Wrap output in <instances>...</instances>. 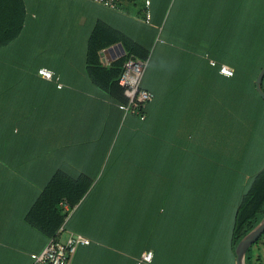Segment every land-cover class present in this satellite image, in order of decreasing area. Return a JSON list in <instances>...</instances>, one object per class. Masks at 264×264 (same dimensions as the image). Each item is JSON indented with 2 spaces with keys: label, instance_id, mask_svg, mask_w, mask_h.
I'll return each instance as SVG.
<instances>
[{
  "label": "crops",
  "instance_id": "crops-1",
  "mask_svg": "<svg viewBox=\"0 0 264 264\" xmlns=\"http://www.w3.org/2000/svg\"><path fill=\"white\" fill-rule=\"evenodd\" d=\"M149 2L151 23L146 24L145 0H119L114 10L92 0H35L32 9L24 0V26L14 40L1 48L0 58V260L32 259L35 264L48 241L27 227L22 217L57 171L71 178L87 175L99 183L119 180L102 171L111 150L116 149L114 139L123 109L85 76V53L97 24L108 26L146 48L162 43L161 30L173 0L165 15L160 0ZM107 49L101 52L104 65L119 59L118 50ZM37 51L56 56L51 61L37 62L29 57ZM12 54L17 55L16 60H12ZM40 68L59 76L62 88L38 76ZM249 143L244 145L250 146V152L244 156L243 165L248 169L243 176H224L217 162L198 161V168L204 171L193 179L197 188L190 195H181L179 189L168 193L170 187L164 184L158 190L155 187L148 190L145 205L138 204V198L134 200L136 213L146 214L147 245L161 247L160 264H235L230 236L235 213L251 175L264 166L259 144ZM68 150L74 154L70 155ZM171 152L163 155L166 161L187 163L185 150ZM176 175H182L179 178L182 180L189 176L183 172ZM156 178L153 177V182ZM174 197L188 198L191 206L187 217L190 222L179 224L178 229L183 230L180 233L173 231L175 227L172 229L171 225L172 215L180 213V209L174 204L169 211L165 207V202ZM106 198L103 191L95 194L94 190L91 198L71 214L66 229L80 234L79 228H85L84 236L96 242L78 248L72 264L99 263L108 251L120 253V246L104 241L105 224L101 226L100 222L106 220L102 215L110 209L105 204ZM169 229L172 231L168 233ZM63 236L65 233L60 235L61 241ZM262 239L257 243L260 246L251 252V264H264ZM8 242L20 249L8 246Z\"/></svg>",
  "mask_w": 264,
  "mask_h": 264
},
{
  "label": "trees",
  "instance_id": "trees-1",
  "mask_svg": "<svg viewBox=\"0 0 264 264\" xmlns=\"http://www.w3.org/2000/svg\"><path fill=\"white\" fill-rule=\"evenodd\" d=\"M171 2H164V15ZM25 20L24 0H0V48L19 35ZM160 40L162 43L146 48L97 24L87 42L85 76L115 105L123 109L127 104L119 79L129 57L145 63L141 87L154 95L141 112L143 120L137 114L123 112L114 139L116 149L111 150L102 171L119 178L105 181L109 182L105 188L110 197L104 201L110 209L103 215L98 213L106 219L100 222L106 225L104 241L120 246V253L108 251L99 263L89 264H137L143 250L152 252L150 264H160L161 247L147 245L146 214L136 213L134 200L138 198V204L145 205L148 190H158L173 180L174 169L187 170L192 178L193 169L198 167L195 157L200 134L217 132L215 128L209 130L210 125L249 133L255 120L264 118V101L254 86L264 65V0H173ZM118 43L125 54L104 65L101 52ZM208 59L218 66L210 67ZM221 64L233 70L232 77L219 74ZM172 148L187 152L186 164L177 165L163 158ZM98 184L87 175L71 178L57 171L23 215L24 224L47 241L58 240L59 229L63 226L67 230L73 211L91 198ZM263 217L264 166L251 175L235 213L230 235L233 251ZM79 229L84 236L85 228ZM263 236L247 250L245 264H251L252 247ZM88 239L91 244L93 241ZM7 245L19 248L13 242ZM77 256L76 251L73 261ZM0 264H33V260H0Z\"/></svg>",
  "mask_w": 264,
  "mask_h": 264
},
{
  "label": "rangeland",
  "instance_id": "rangeland-1",
  "mask_svg": "<svg viewBox=\"0 0 264 264\" xmlns=\"http://www.w3.org/2000/svg\"><path fill=\"white\" fill-rule=\"evenodd\" d=\"M25 2L28 5V7L34 9L35 0H25ZM164 2L165 0H160L161 4H159V6H161L162 4L164 5ZM153 4H155L154 1ZM2 54L3 51L0 48V58L2 57ZM11 56H12V60L17 59L16 58L17 55L12 54ZM53 56L56 55L50 54L48 52H38V51L37 53L29 54V57L37 62L51 61L53 59L52 58ZM263 86H264V80H263ZM252 125H253L252 127L254 128L253 131L249 133L238 132L239 134L234 132L235 130H229V131L222 130L215 127L214 125H213L214 127L210 125L209 130L215 128L217 132L215 133L204 132V134H200L199 138L201 141L198 143V158L196 161H200L203 163L207 161H211L213 164H216L215 162H217L220 168V174L224 176L226 174H229L230 176L231 175L243 176L242 174L245 173V169H248L246 165L245 166L243 165V162L245 160V157L248 155V152H250V146L247 145V147H245L243 143H249V141L256 142L259 144V148H261V153H264V118L263 117L257 118L255 120V123ZM73 152H74L73 150H68V153L70 155H73L74 154ZM70 155L69 157L72 158V156ZM203 171H204L203 168H198V167L197 169L194 168L193 169L194 174L192 179L188 177V179L185 178V180L184 179L182 180L179 179V178H183L182 175H176V173H179L180 171L178 172L177 169L172 170L173 175L174 174L175 175L173 176L174 180H170L169 182H167L168 187H170L168 193H170L171 191H174L175 193V190L179 189L181 195L182 194H185V196L190 195L191 192H194V190L197 188V184L193 179L195 178L196 175H198V172H203ZM182 172L183 173L185 172L184 174L187 176L189 175L187 170ZM107 183L109 182H105L104 180L101 181L97 189L95 190V194L98 193L101 194V191H103V193L106 194L107 198H109L110 192L105 191V186ZM220 183L222 182L220 181ZM228 183L230 182L229 181L225 182V184ZM169 200L170 202H165L166 204L165 207L167 211H169L172 208V204L176 206V209L177 208L180 209V213L175 212L173 215L171 214L172 216H174L171 218L172 229H174L175 227V230L173 231H177L178 233H180L183 230L178 229L180 227L179 224L182 225L184 223L187 224V222H190V220H187V217L189 218L190 213H188V211L190 210L191 206L188 201V198L184 199V197L183 198L181 197L179 199L174 197V198H169ZM179 215L181 216V218L178 217ZM172 229L167 230V232L169 233V231H172ZM63 238L65 239V236H63ZM262 240H264V237ZM257 246L260 245L255 244L252 247V250H254Z\"/></svg>",
  "mask_w": 264,
  "mask_h": 264
},
{
  "label": "built area",
  "instance_id": "built-area-1",
  "mask_svg": "<svg viewBox=\"0 0 264 264\" xmlns=\"http://www.w3.org/2000/svg\"><path fill=\"white\" fill-rule=\"evenodd\" d=\"M94 3L107 8L117 9L119 0H92ZM150 5L149 0H145L144 22L146 24L151 23V13L148 10ZM207 58V56H205ZM210 67H217V63L214 60L208 59ZM145 63L134 57H129L124 65L122 74L119 79V84L123 88L124 96L127 99V104L123 107L125 115L137 114L140 119L143 120L144 116L141 113L145 106L152 102L154 95L141 87V81L143 78ZM219 74L223 77L230 78L233 76V70L228 66L221 64L219 66ZM37 75L45 80L54 82L58 89L62 88L59 76L54 72L40 68L37 71ZM65 209L66 206H64ZM58 233H65V239H50L44 249L35 258V264H71L76 251L80 247H85L90 244V240L81 234L65 230L62 226ZM152 252H144L137 264H150L152 261Z\"/></svg>",
  "mask_w": 264,
  "mask_h": 264
},
{
  "label": "water",
  "instance_id": "water-1",
  "mask_svg": "<svg viewBox=\"0 0 264 264\" xmlns=\"http://www.w3.org/2000/svg\"><path fill=\"white\" fill-rule=\"evenodd\" d=\"M118 50L119 54L117 58H120L125 54V51L120 43L108 48L107 51ZM264 79V65L258 73L254 86L259 97L264 101V90L262 89V82ZM264 234V217L261 221L253 227L243 238L238 242L235 247V264H245V256L247 250Z\"/></svg>",
  "mask_w": 264,
  "mask_h": 264
}]
</instances>
